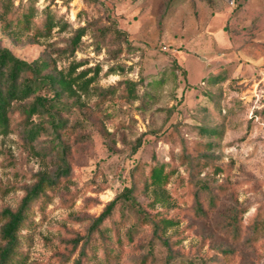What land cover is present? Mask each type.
Wrapping results in <instances>:
<instances>
[{
	"label": "rangeland",
	"instance_id": "374dc122",
	"mask_svg": "<svg viewBox=\"0 0 264 264\" xmlns=\"http://www.w3.org/2000/svg\"><path fill=\"white\" fill-rule=\"evenodd\" d=\"M103 1L129 46L111 37L97 45L99 23L109 25L101 5L0 0L2 47L26 61L48 54L59 71L80 63L74 75L87 71L89 78L100 70L75 96L82 112L72 122L86 124L64 135L70 173L31 204L11 264H73L83 248L88 263L264 264V237L252 239L249 230L264 209V24L235 10L244 0ZM32 9L30 29L12 24ZM48 15L56 26L36 36ZM95 21L77 51L64 53L74 31ZM126 81L135 85L131 96L120 85ZM111 87L117 89L104 95ZM21 131L0 135V229L1 212L16 209L38 176L54 173L64 157L52 134L29 145ZM200 153L214 166L193 172L186 157ZM138 164L146 172L163 165L171 173L168 185L138 194L139 208L119 203L94 225L131 185ZM198 181L216 197L212 205L200 194L206 214L196 206ZM235 212L237 235L230 225ZM160 217L178 224L158 238L151 221ZM71 241L78 242L74 251Z\"/></svg>",
	"mask_w": 264,
	"mask_h": 264
},
{
	"label": "trees",
	"instance_id": "16d2710c",
	"mask_svg": "<svg viewBox=\"0 0 264 264\" xmlns=\"http://www.w3.org/2000/svg\"><path fill=\"white\" fill-rule=\"evenodd\" d=\"M88 5H101L108 14L109 25H102L99 21L94 24H88L74 31L73 36L68 40L64 53L73 55L81 44L82 37L86 31L93 25H99L97 29V45L105 44L107 38L118 43L129 44L128 35L117 24L112 16V10L103 0H84ZM243 4L236 5L235 10H242ZM34 9L29 13H21L13 19L12 24L23 25L24 28H31L34 16ZM56 26L54 19L49 15L43 23L36 28V36H48ZM121 50V49H120ZM176 62V61H174ZM80 63L72 61L65 72L58 70L54 59L48 54L38 57L33 61H26L15 56L12 51L0 45V135H6L16 127L21 128L23 139L30 145L43 133L53 135L54 147L58 154L64 155L61 165L54 173L41 174L38 176L35 184L28 188L20 205L16 209L6 208L1 212L4 224L0 229V237L3 244L0 246V264H11L16 254L19 242V232L27 220V213L31 204L40 196L45 194L46 189L54 186L59 178L67 176L70 173L69 161L65 160L66 150L70 147L68 141L64 138L66 132L85 127L86 121L76 119L72 122V115L75 112H82L75 96L78 90H87L91 83L95 82L99 76V69H95L94 75L87 78V71L74 75ZM186 71L183 70V73ZM120 85L128 93L133 94L134 84L123 82ZM117 87H111L103 91L104 95L112 94ZM38 117L39 121L35 123L33 118ZM84 121V123H82ZM84 137L88 138L87 135ZM139 144L133 149L132 154L137 153ZM212 158L208 153H200L194 157H186L189 168L194 172L196 169H204L207 166H214ZM146 166L137 165L131 173L132 182L129 187H125L123 192L117 195L113 200L107 203L101 215L95 220L94 225H99L107 217H110L116 206L126 204L131 208H139L137 196L146 192L150 187H164L168 185L171 173L166 172L163 165L153 166L146 172ZM201 169V170H202ZM198 173H200V171ZM195 200L197 210L201 214L208 213L200 199V194L208 195L209 203L215 205L214 193L212 189L204 182H195ZM155 196L163 195L158 193ZM207 209V210H206ZM145 215V214H143ZM238 215L232 214L230 218L231 230L234 235L240 231ZM153 232L161 238L163 230L178 224L173 218L160 217L151 221ZM249 230L252 232V239L264 237V209L258 211L249 223ZM163 242L165 241L162 240ZM166 242V241H165ZM71 250L74 251L77 241L69 242ZM83 248L80 256L76 258L73 264H103L95 260L88 263L84 261L86 252ZM150 255L151 253H148ZM115 259V258H114ZM117 260V259H116ZM110 259H106V264H110Z\"/></svg>",
	"mask_w": 264,
	"mask_h": 264
},
{
	"label": "crops",
	"instance_id": "0c3cea01",
	"mask_svg": "<svg viewBox=\"0 0 264 264\" xmlns=\"http://www.w3.org/2000/svg\"><path fill=\"white\" fill-rule=\"evenodd\" d=\"M242 12L264 24V0H244Z\"/></svg>",
	"mask_w": 264,
	"mask_h": 264
}]
</instances>
